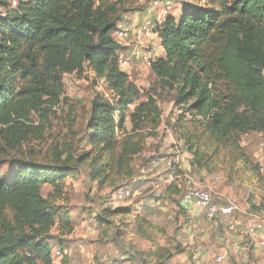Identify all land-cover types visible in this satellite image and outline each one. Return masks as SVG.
<instances>
[{
    "label": "trees",
    "instance_id": "trees-1",
    "mask_svg": "<svg viewBox=\"0 0 264 264\" xmlns=\"http://www.w3.org/2000/svg\"><path fill=\"white\" fill-rule=\"evenodd\" d=\"M125 1L100 0L97 5L96 0H17L13 5L0 0V133L6 146L15 149L29 134L41 136V127L29 124L32 112L42 116L50 111L60 102L62 75L89 64L118 100L116 106L102 97L94 103L87 135L96 151L89 164L90 179L101 186L116 175L136 174L131 161L143 154L145 139L155 134L162 118L155 102L148 100L128 115L131 130H123L127 111L140 96L138 86L120 68L123 45L113 36L118 6ZM183 10L157 23L165 57L149 65L165 89L176 91L175 105L190 102L185 110L190 117L180 113L172 131L189 149L194 169H221L230 180L243 178L247 170L264 188V175L239 143L244 134L264 135V0H211L206 9L185 5ZM118 130L124 131L122 137ZM159 157L154 159L158 165L163 161ZM79 160L55 167L15 161L9 176L0 173V264H70L63 248L61 257L53 256L54 244L61 241L54 227L73 229L69 211L59 212L53 202L67 177L79 169ZM149 180L153 182L143 180L138 187L146 185L139 196L144 205L134 221L138 237L154 250L137 254L143 264L147 254L165 264L174 254L155 241L153 233L168 221L148 203L157 194L149 185L156 179ZM187 182L184 176L170 181L165 197L180 205ZM46 184L54 189L49 198L42 193ZM127 214L123 207L102 208L100 236L112 230L110 218Z\"/></svg>",
    "mask_w": 264,
    "mask_h": 264
},
{
    "label": "rangeland",
    "instance_id": "rangeland-1",
    "mask_svg": "<svg viewBox=\"0 0 264 264\" xmlns=\"http://www.w3.org/2000/svg\"><path fill=\"white\" fill-rule=\"evenodd\" d=\"M210 4L211 0H126L125 3L118 6L119 12L115 17L120 15L117 27L134 30L141 27L147 20H151L155 25L160 24L168 13L179 16L181 13L183 14L185 5L206 9L210 7ZM154 42H157L159 48V38L154 39ZM122 44L124 47L118 52L120 68L128 74L130 81L134 82L140 90L138 100L127 111L123 130H131L132 123L128 115L140 104L141 100L154 101L162 118L161 126L155 134L145 139L143 154L132 159L133 174L136 173L132 178L116 175L112 182L101 186L90 179L89 164L96 151L87 142V135L91 132L90 122L94 103L102 97L116 106L118 100L106 79L97 76L89 64H86L80 72L62 75L63 89L60 102L50 107V111H43L42 116L32 112L33 121L29 124L40 126L43 131L41 136L29 134L28 138L18 148L14 149L4 144L0 133V173L5 177L9 176L13 169H16L15 161L40 163L55 167L60 165V162L70 166L74 165L80 157L78 171L76 170L77 172L75 171L67 177L61 196L53 204L61 213L63 211L68 212L69 206L76 205V213H78L76 215L85 220V223L79 228L82 233H85L88 226L99 229L98 217L104 207L135 209L133 204L127 203L129 201L135 203L133 191H142L146 187L144 185L141 187L142 189L138 188L144 183L143 180L153 182L149 178H155L154 185L150 183L149 185L157 189V195L161 193L164 196L165 187L172 181L169 179L171 172L166 169L169 168L168 159H172L173 151L187 149L183 143L184 146L178 144V137L173 134L172 125L180 113L185 112L186 116L190 117V113L185 111L190 102L187 105H175L176 91L165 89L152 73L149 65L137 55L140 53L138 41L131 38L128 43L123 41ZM160 53H163L162 46L158 49L157 56ZM221 87L223 86L221 85ZM2 128L0 126V132ZM124 131L118 130V136L122 137ZM239 143L245 155L259 167L261 174L264 175V135L258 132L244 134L240 137ZM59 154L61 159H58ZM161 155L163 161L158 165L154 159L158 160ZM172 161H177L176 155ZM238 166L243 167L241 163ZM198 172H196L197 179L205 180L208 178L210 181L220 184L219 188L215 184L217 189H213L215 202L225 204L228 201H233L237 204L239 210L234 214L235 218L246 222L253 216H259L264 220V188L259 184L258 179L247 170H244L243 178L236 180H230L228 172L221 169L212 172L206 170ZM133 178L135 179L133 180L134 183H132ZM53 190L51 185L46 184L42 193L49 198ZM126 191H130L131 196H126ZM154 199L156 198L154 197ZM131 214L136 215L135 212ZM131 220H134L133 217L122 215L110 218L112 223L110 236L117 233L123 244L132 247L130 244L132 243L133 247L152 252L154 250L153 244L148 241L147 243L138 241L137 225L135 221ZM228 221L229 219L225 218L208 221L205 217L206 224L217 223L219 235L218 237L206 236V241L201 240L198 244L195 243V247H191L189 250L190 258L196 253H201L200 248L207 249L209 259L204 260L205 264H210L212 259L219 254H223L225 257L223 264H264V249L258 245V237H264V232L258 233L257 236L234 234L227 228ZM176 225H180V221H177ZM180 227L182 225L178 226V228ZM64 230L67 232V229ZM61 232L60 227H54L53 234L58 239H60ZM192 240L197 241L196 237H192ZM58 245L59 243L54 244V251L60 248ZM237 246L240 248L236 252ZM144 257L148 264H157L151 255L147 254ZM140 258L142 259V257ZM55 260L59 262L62 259L55 258ZM186 264L197 263L188 261Z\"/></svg>",
    "mask_w": 264,
    "mask_h": 264
},
{
    "label": "crops",
    "instance_id": "crops-1",
    "mask_svg": "<svg viewBox=\"0 0 264 264\" xmlns=\"http://www.w3.org/2000/svg\"><path fill=\"white\" fill-rule=\"evenodd\" d=\"M159 56L165 57V51L163 50V53H160ZM147 101V99L141 100L140 103ZM178 144L181 146L183 145L180 141ZM184 151H173L174 153L172 154V159H168L167 164L169 165V168L166 169L171 172V178L169 179L182 180L184 176L187 180L194 182L199 186H208L213 189H217L215 186L216 184L219 188L220 184L210 181L208 178L205 180H199L196 178V172H198V170L194 169L190 163L189 158L191 157V154L187 151V149H184ZM175 155L177 161H172ZM177 168L181 169V173H175ZM133 180L135 179H132V183L135 182ZM154 183L152 184L154 185ZM155 190L157 189L155 188ZM133 192L136 201L135 203H131L129 201L127 204H133L135 209L128 207V214L126 217H133L134 219V215L131 213L135 212L136 214H139L144 202L139 201L140 190ZM157 194L154 196L156 199L153 200L154 197H152L148 203L161 210L163 218L168 222H164L162 226L157 225L155 233H153V238L162 246L171 250L174 254L173 257L165 264H186L188 261H192L197 264H205L204 260L206 258L209 259L207 249L199 248L201 253H196L192 255L191 258L189 250L191 247H195V243L198 244L201 240L204 241L206 236L210 237V235H212L218 237L219 230L216 225L217 223L214 222L209 225L206 224L203 211L195 206L185 207L182 205L181 201L180 205H176L169 198H166L165 195L162 196L161 193L160 195ZM146 204L147 202L145 205ZM76 209V205L69 206L68 211L72 219L73 229L70 232H61L60 243L63 244V247H61L59 243L58 246L60 248L56 249L62 250L63 248L62 251H64V255H67L71 259L70 264H143V261L140 256L137 255V252L146 250L140 249L139 247H133L132 243H130L132 247L123 244L117 233H113L110 236L112 233L110 230L106 236H100V230L98 228L96 229L95 227L89 226L87 227L85 233H82V230L79 228L85 223V220H83V218L79 215H76L78 214L76 213ZM177 221H180V225H182V227L178 228L180 225H176ZM90 229H93L95 234L91 235L89 233ZM116 235L118 236L116 237ZM192 237H196L197 241H193ZM100 238L102 239L101 242L98 241ZM137 239L138 241L147 243L146 240H142L139 237ZM177 248H179V253L177 252Z\"/></svg>",
    "mask_w": 264,
    "mask_h": 264
},
{
    "label": "built area",
    "instance_id": "built-area-1",
    "mask_svg": "<svg viewBox=\"0 0 264 264\" xmlns=\"http://www.w3.org/2000/svg\"><path fill=\"white\" fill-rule=\"evenodd\" d=\"M16 5L17 0L12 2ZM100 0H96V4L99 5ZM158 24L152 23L151 20H147L141 27L136 29L117 27L113 36L118 43L122 44L123 41L129 42L131 38L139 42L140 53L137 54L141 57L144 63L150 65L151 62L158 56V49L161 47V41L157 32ZM132 36V37H130ZM160 41L158 48L157 42L154 39ZM149 43V44H146ZM123 45V44H122ZM129 45V44H128ZM124 47V46H123ZM126 196H130V192L125 193ZM182 203L187 206H195L203 211L205 217L210 221L218 219H229L227 228L234 234H247L249 236H257L258 233L264 232V220L257 216L251 217L248 221L243 222L240 219L234 217V214L239 210L237 204L233 201H228L225 204H220L214 201L213 188L208 186H199L194 182L188 180L182 195ZM91 235L95 234L93 229L89 230ZM258 245L264 249V237H258ZM239 246L236 247V252L239 250ZM53 256L59 258L62 256L61 250H53ZM224 255L219 254L214 257L210 264H223Z\"/></svg>",
    "mask_w": 264,
    "mask_h": 264
}]
</instances>
